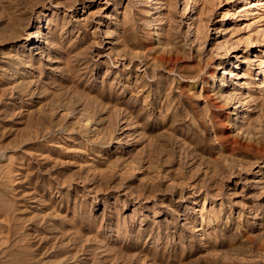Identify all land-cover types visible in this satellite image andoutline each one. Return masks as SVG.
<instances>
[{"label":"rangeland","instance_id":"rangeland-1","mask_svg":"<svg viewBox=\"0 0 264 264\" xmlns=\"http://www.w3.org/2000/svg\"><path fill=\"white\" fill-rule=\"evenodd\" d=\"M262 1L0 0V264H264Z\"/></svg>","mask_w":264,"mask_h":264},{"label":"bare ground","instance_id":"bare-ground-1","mask_svg":"<svg viewBox=\"0 0 264 264\" xmlns=\"http://www.w3.org/2000/svg\"><path fill=\"white\" fill-rule=\"evenodd\" d=\"M15 1H17V0H15ZM22 1V0H21ZM1 2H3V1H1ZM8 2V1H7ZM263 2V4L262 5H264V1H262ZM4 3V2H3ZM3 3H1V5H3ZM6 4V3H5ZM18 6H21V5H19V3H17V2H13V1H10L9 2V4H7V5H4V7H2V11H3V14H4V18L8 21V22H11L12 24H14V21H19L20 19L18 18V14H19V12H17L18 11V9H19V7ZM2 11H1V14H2ZM18 13V14H17ZM3 14H2V16H3ZM17 18L19 19V20H17ZM16 22V23H17ZM38 26L36 25V26H34V28H37ZM43 36V30H41V31H39V32H36L35 33V37H36V39L39 41V38L40 37H42ZM148 46V45H147ZM148 48H151L150 46H148ZM157 57H159V56H157ZM169 58V57H168ZM161 59L164 61V60H167V58L165 59V57H161ZM24 60V59H23ZM164 62H167V61H164ZM26 64V63H25ZM171 67V66H170ZM173 67V66H172ZM172 70V69H171ZM188 86V85H187ZM190 90V89H189ZM185 93V92H184ZM187 93V92H186ZM200 94H202L203 95V97H204V99H209L211 96H212V93H210V90L208 89V88H205V86L202 88V90H201V93ZM187 96L188 97H191V93H187ZM212 100H214V99H212ZM216 101V100H215ZM215 104V103H214ZM213 120H215V119H213ZM223 120H224V117H222V116H219V117H217L216 118V121H217V123L219 124V123H221L222 124V122H223ZM203 123V122H202ZM219 126V125H218ZM221 135L222 136H225L226 137V135H224V132H222L221 133ZM221 137V136H220ZM228 137H229V135H228ZM228 137H227V139H228ZM221 138H223V137H221ZM231 138V137H230ZM233 138V137H232ZM232 138L231 139H229L230 141H231V144H228L227 142V144H228V146L230 145H232L233 146V144L235 143V141L234 140H232ZM236 139V138H235ZM225 140H226V138H225ZM238 140V139H237ZM227 141V140H226ZM238 142H239V140H238ZM252 143V142H251ZM236 144H238L237 143V141H236ZM250 144V143H249ZM249 144H248V147H246V148H248L249 149ZM235 145V144H234ZM231 146V147H232ZM230 147V148H231ZM247 149V150H248ZM249 150H251V148L249 149Z\"/></svg>","mask_w":264,"mask_h":264}]
</instances>
